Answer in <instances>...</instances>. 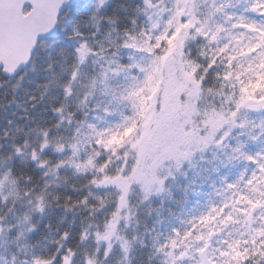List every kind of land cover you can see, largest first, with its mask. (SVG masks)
I'll list each match as a JSON object with an SVG mask.
<instances>
[{
	"label": "snow or ice",
	"instance_id": "obj_1",
	"mask_svg": "<svg viewBox=\"0 0 264 264\" xmlns=\"http://www.w3.org/2000/svg\"><path fill=\"white\" fill-rule=\"evenodd\" d=\"M86 3L0 0V80L15 78L13 91L44 47L41 38L69 17L74 21L72 49L58 52L67 57L61 64L67 79L58 84L54 75L39 86L41 100L50 87L61 89L50 105L54 120L0 133L13 141L11 151L0 154V249L7 253H0V264H109L116 250L122 264H132L137 244L150 249L148 264H264V116L249 118L264 113V0H138L130 27L123 28L102 14L107 0H95L85 13ZM140 17L145 22L138 24ZM13 38L22 44L14 58L8 47ZM94 97L104 100L92 103ZM169 127L172 141L161 151L160 133ZM210 149L224 158L212 151L206 160ZM196 153L202 162L219 161L211 168L219 178L218 199L164 233L146 230V244L134 227L132 197L142 204L165 192L167 180L185 163L192 167ZM17 158L44 169L43 177L72 169L83 181L74 190L85 194L61 203L48 181L36 191L30 177L18 174ZM239 163L244 167L234 179L220 175ZM53 204L73 214L87 211L75 245L66 243L73 238L68 230L51 242L54 249L31 242L37 231L32 215ZM18 205L27 211L17 214Z\"/></svg>",
	"mask_w": 264,
	"mask_h": 264
},
{
	"label": "trees",
	"instance_id": "obj_2",
	"mask_svg": "<svg viewBox=\"0 0 264 264\" xmlns=\"http://www.w3.org/2000/svg\"><path fill=\"white\" fill-rule=\"evenodd\" d=\"M138 0H107L105 8L103 10L104 15L113 16L117 19V27L123 28L125 26L130 27L128 17L132 16V9L135 7ZM95 3V0H87L84 11L85 13ZM127 8L128 11H124ZM73 19L69 17L61 24L57 25V30L48 39L42 40L44 44L43 48H38L34 53L32 61L25 69L24 79L20 82L19 87L13 91V86L16 84L15 78L3 81V88L0 90V133L7 129L11 133L15 132L17 128H21L24 132H27L31 128H35L37 124L41 126H47L50 119H52L53 113L50 112V105L56 103L62 96L61 89L56 87H50L40 104L34 108L31 107L32 98H40L41 92L44 91L41 85L47 84L54 75L58 76V84H62L67 79L65 74H61V64L64 63L67 57H60L58 52L61 48L65 51L72 49L73 42L68 40V34L73 23ZM143 17L138 18L137 23H144ZM51 65V68L49 66ZM15 99L16 103L8 104L7 101ZM100 100H104L103 97H94L92 103H96ZM17 104L20 107H17ZM24 108H28L27 113L24 112ZM69 110H72L71 107ZM79 115V113L77 114ZM93 114L90 113L89 119ZM27 117V119L25 118ZM110 122L115 121L117 117H108ZM8 121H12L11 124ZM103 126V125H102ZM23 141L22 134L17 137L16 142L21 143ZM13 141L9 138L5 140L0 136V154H7L11 151L9 145ZM49 159H55L54 154L48 155ZM14 166L17 169L19 175L23 176L26 180L30 177L29 186H35V190L39 191L46 181L50 183L49 191L60 195L61 203L64 197H71L72 200L81 198L85 193L82 191L74 190V186L79 188L83 183L82 179L78 176H73L72 169H61L57 176L40 177L43 175L44 169H38L30 159H24L21 161L17 158L14 162ZM63 177L64 179H61ZM179 187L176 186L177 192ZM175 193V191H172ZM181 192L178 195H169L166 197H159L156 200H151L148 204L142 206L136 211V220L139 221L136 227V233L144 234L145 243H149L148 231L154 227L156 231L161 233L166 232L168 225H171L170 221L176 219L178 214L176 211L184 207L182 200L180 199ZM183 196V195H182ZM137 200V199H136ZM135 200V202H137ZM28 206L17 207V214H21L27 211ZM151 209V211H150ZM73 212H64L62 208L56 207L55 204L45 209L43 215L34 213L32 215V222L37 224V231L31 234L30 240L34 244H38L39 248L54 249L56 245L51 243L59 238V236L68 230L72 234V239L66 241L69 245H75L78 241V234L82 228V221L88 216L87 211L74 210ZM159 213V215L157 214ZM163 220L164 223L157 226L155 221ZM155 233H152L154 235ZM14 250V249H12ZM150 249L148 247H140L139 244L135 246V250L130 254L132 264H148V254ZM1 253V252H0ZM114 259H110L109 264H115ZM155 264V261H153Z\"/></svg>",
	"mask_w": 264,
	"mask_h": 264
},
{
	"label": "rangeland",
	"instance_id": "obj_3",
	"mask_svg": "<svg viewBox=\"0 0 264 264\" xmlns=\"http://www.w3.org/2000/svg\"><path fill=\"white\" fill-rule=\"evenodd\" d=\"M261 116H264V113H252L249 114L250 119L258 120ZM155 127V125H153ZM171 128H167L166 130H161L160 133V141L159 148L161 151L165 150L172 141L171 137ZM235 133H233L234 135ZM229 144L235 143V141L229 139L227 141ZM258 145H250L251 150H256ZM217 151L215 149H210L209 152L204 153V157L206 160H211V152ZM227 149H225V152ZM201 154L196 153L192 159L191 164L192 167H189L187 163L184 164V167L181 169V172L187 173V179H185L184 175L181 172H174L175 179L169 178L165 184L166 191L161 193L160 195H154L148 202L139 203L136 196L132 197V203L135 206L134 211H138L142 206L148 204L152 199L156 200L159 197H163L164 195L168 197L169 195H178L181 190L184 192L181 196V202H183L184 207L180 208V210L176 211L179 213L176 219H172L170 221L171 225L169 227L179 226L178 219H186L189 215H198L200 212L205 210L206 201L209 199L217 200L218 197L214 193V188H219V178L216 174L211 172L212 167H219L218 160H212V163L202 162L200 158ZM217 156L220 160L224 158V153L217 151ZM243 163L236 164L235 167L221 168L220 175L228 176L229 180L234 179L239 172L243 169ZM207 169V171H205ZM167 169L165 168L164 171ZM190 182H195V186H193ZM214 182V183H213ZM202 185V186H201ZM209 185H213V187H209ZM176 186L179 187V192H177ZM187 188V191L185 189ZM172 191H175L173 193ZM208 194V195H206ZM183 195V196H182ZM137 199V200H136ZM135 200L137 202H135ZM199 202V203H197ZM187 214V215H186ZM135 227V225H134ZM131 234V229H129V235ZM0 252L7 256V253H4L3 249H0ZM110 259H114L115 264H122L121 261V253L119 250H116Z\"/></svg>",
	"mask_w": 264,
	"mask_h": 264
},
{
	"label": "water",
	"instance_id": "obj_4",
	"mask_svg": "<svg viewBox=\"0 0 264 264\" xmlns=\"http://www.w3.org/2000/svg\"><path fill=\"white\" fill-rule=\"evenodd\" d=\"M47 13L45 10H42L41 12V17L44 18L46 17ZM57 29V26L54 30V33ZM54 33H50V34H45L42 38H41V41L42 40H45V39H48L50 38ZM9 52H10V55L14 58L16 56H18L20 53H21V50H22V44L19 40L13 38L10 42H9ZM2 87V84L0 83V88Z\"/></svg>",
	"mask_w": 264,
	"mask_h": 264
},
{
	"label": "clouds",
	"instance_id": "obj_5",
	"mask_svg": "<svg viewBox=\"0 0 264 264\" xmlns=\"http://www.w3.org/2000/svg\"><path fill=\"white\" fill-rule=\"evenodd\" d=\"M72 46H73V45H72ZM40 102H41V99H40V98H35V101H34L35 106L38 105V104H40ZM49 110H50V108H49ZM50 112H51V111H50ZM52 120H54V117H53L52 119H50V121H52ZM50 121H49V122H50ZM40 179L43 180V175L40 177Z\"/></svg>",
	"mask_w": 264,
	"mask_h": 264
}]
</instances>
